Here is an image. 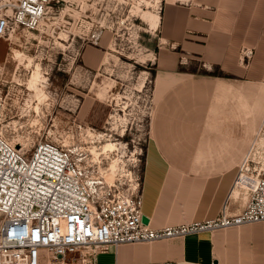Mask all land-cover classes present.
I'll use <instances>...</instances> for the list:
<instances>
[{
    "label": "rangeland",
    "instance_id": "1",
    "mask_svg": "<svg viewBox=\"0 0 264 264\" xmlns=\"http://www.w3.org/2000/svg\"><path fill=\"white\" fill-rule=\"evenodd\" d=\"M167 3L180 17L169 28ZM191 4L64 0L36 31L14 27L0 38V132L25 149L52 142L81 152L104 184L124 194L142 188L150 145L193 176L228 175L232 183L242 168L250 175L263 167L264 108L252 106L246 120L241 104L245 89L264 87V16L250 2L242 17L185 26L181 7ZM146 12L160 16L158 27ZM85 49L100 51L101 66L87 67ZM166 68L186 74L158 80ZM34 72L41 96L28 85ZM108 142L116 150L104 153ZM233 197L246 200L238 189ZM93 255L80 248L67 252L66 263L94 264ZM113 262L108 252L97 257Z\"/></svg>",
    "mask_w": 264,
    "mask_h": 264
},
{
    "label": "built area",
    "instance_id": "2",
    "mask_svg": "<svg viewBox=\"0 0 264 264\" xmlns=\"http://www.w3.org/2000/svg\"><path fill=\"white\" fill-rule=\"evenodd\" d=\"M192 0H174L187 5ZM64 0H0V38L16 28L36 31ZM8 11V12H7ZM100 32L90 42L97 44ZM81 152L52 142L25 149L0 132V264H68L67 252L98 254L121 245L153 243L264 222V172L242 168L233 182L246 196L238 214L152 229L143 223L142 188L124 194L104 184ZM84 260V259H82ZM145 264H176L150 262Z\"/></svg>",
    "mask_w": 264,
    "mask_h": 264
},
{
    "label": "crops",
    "instance_id": "3",
    "mask_svg": "<svg viewBox=\"0 0 264 264\" xmlns=\"http://www.w3.org/2000/svg\"><path fill=\"white\" fill-rule=\"evenodd\" d=\"M250 2L258 5L259 8L253 12L261 20L264 0H192L189 7H181L183 22L185 26L200 25L212 18L217 19L216 15L230 21L236 16L246 15V6ZM235 5H238L237 10ZM179 18L173 4L167 3L164 14L166 27L177 23ZM101 56L96 49H85L83 53L87 67L93 70L101 66ZM214 68L220 69L217 64ZM184 73L166 68L159 72L158 80L176 79L177 75ZM160 149L155 145L148 147L143 168L142 213L152 229L215 219L227 201L230 215L241 211L246 200L233 197L234 179L231 183L228 175H188L167 161ZM108 253L113 255L112 264H264V222L153 243L121 245L117 249L111 248ZM99 255L94 258V264H97Z\"/></svg>",
    "mask_w": 264,
    "mask_h": 264
},
{
    "label": "bare ground",
    "instance_id": "4",
    "mask_svg": "<svg viewBox=\"0 0 264 264\" xmlns=\"http://www.w3.org/2000/svg\"><path fill=\"white\" fill-rule=\"evenodd\" d=\"M144 17H145V19H147L150 22V25L152 27H158L159 22H160V16L158 14L146 12ZM38 74H39L38 72L33 73L32 78H31L32 80H30L28 85L30 88L35 89V92L37 95H40L42 90L38 89V87H37ZM219 90L222 92L221 95H224V96L226 95L223 93V91H224L223 88L219 87ZM245 91H246L245 92L246 93L245 94L246 100L241 105L242 106L244 105V107H245V112L243 113V116L247 120V118H250V115H252V106H256L257 110L259 108L261 110H262V108H264V104L262 103V101H260L262 98H264V87H261V88L256 89V90L253 88L251 90L245 89ZM224 96H222V97H224ZM260 96L262 98H260ZM250 103H252L253 105L252 104L250 105ZM157 118H158V116H156V118H154V121H156ZM252 122L253 121H250V123H252ZM252 125H254V122ZM249 127L250 126H248V128ZM86 134L90 137L91 140L98 139L100 137V134L92 133L90 130H86ZM116 146H117V144H115L113 142H108L105 145H103L102 150L104 151V153L112 152V151L116 150ZM199 154H200V156H203L202 152H200ZM95 155H96V153H95ZM262 164L264 165V162H262ZM244 169L246 170V172H249L248 167L247 168L245 167ZM263 172H264V166L263 167H257V168L253 169V171L250 173V175L254 176V177H258Z\"/></svg>",
    "mask_w": 264,
    "mask_h": 264
},
{
    "label": "water",
    "instance_id": "5",
    "mask_svg": "<svg viewBox=\"0 0 264 264\" xmlns=\"http://www.w3.org/2000/svg\"><path fill=\"white\" fill-rule=\"evenodd\" d=\"M143 223L144 224H148V220H147V218L145 216L143 217Z\"/></svg>",
    "mask_w": 264,
    "mask_h": 264
},
{
    "label": "trees",
    "instance_id": "6",
    "mask_svg": "<svg viewBox=\"0 0 264 264\" xmlns=\"http://www.w3.org/2000/svg\"><path fill=\"white\" fill-rule=\"evenodd\" d=\"M204 73V75H212V76H216V74H214V73H210V74H208L207 72H203Z\"/></svg>",
    "mask_w": 264,
    "mask_h": 264
}]
</instances>
